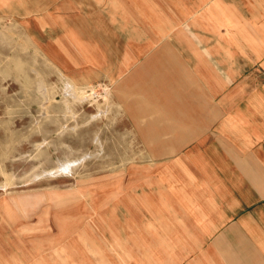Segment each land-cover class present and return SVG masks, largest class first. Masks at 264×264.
Here are the masks:
<instances>
[{
    "label": "rangeland",
    "instance_id": "rangeland-1",
    "mask_svg": "<svg viewBox=\"0 0 264 264\" xmlns=\"http://www.w3.org/2000/svg\"><path fill=\"white\" fill-rule=\"evenodd\" d=\"M188 2L0 0V264L149 260L145 135L205 86Z\"/></svg>",
    "mask_w": 264,
    "mask_h": 264
},
{
    "label": "crops",
    "instance_id": "crops-1",
    "mask_svg": "<svg viewBox=\"0 0 264 264\" xmlns=\"http://www.w3.org/2000/svg\"><path fill=\"white\" fill-rule=\"evenodd\" d=\"M187 2L199 43L182 61L205 86L184 89L183 117L145 135L163 160L136 195L143 264H264V0Z\"/></svg>",
    "mask_w": 264,
    "mask_h": 264
}]
</instances>
